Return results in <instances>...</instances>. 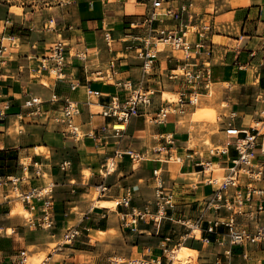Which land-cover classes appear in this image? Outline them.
<instances>
[{"label": "crops", "instance_id": "obj_1", "mask_svg": "<svg viewBox=\"0 0 264 264\" xmlns=\"http://www.w3.org/2000/svg\"><path fill=\"white\" fill-rule=\"evenodd\" d=\"M190 2L195 5L199 0ZM29 7L20 8L21 14L9 6L0 8V222L12 229L11 234H0V264L17 262L20 252L30 254L32 247V254L46 250L51 239L69 228L77 229L79 238L50 252L49 264H173L167 254L181 228L172 225L170 230L171 209L164 214L162 234L174 230L173 243L156 235L157 224L152 221L124 228L122 216L133 209L156 213L153 174L163 170L164 163L163 180L178 216L188 215L191 205L198 209L212 192L200 166L207 161L199 158L198 146H188L200 140L202 133L193 129L204 124L187 122L180 113L203 118L205 108L199 113L195 106L162 98L165 92L179 99L184 94L187 102L193 92L184 83L166 80L182 64V52L177 57L174 53L179 51H163L155 75L144 72L138 53L140 39L149 33L147 0H59L39 10ZM191 10L195 15L187 31L200 63L197 70H208L212 87L226 94L238 115L236 124L247 128L256 120L255 100L264 91V0H202ZM164 26L173 28L174 23ZM161 77L164 87L159 85ZM138 85L156 89L150 114L132 117L124 133H116L117 118L103 111L117 103L121 106ZM199 93L207 96L202 89ZM32 98L40 103L27 106ZM69 101L79 108L73 118L78 136L58 122ZM161 109L169 110L166 121H151ZM220 142L224 148L226 141ZM161 147L170 151L172 160H159ZM125 151L142 160L120 156ZM235 155L231 149L228 154L217 151L214 161L226 174ZM194 174H203V183L191 187L189 177ZM47 187L52 189L46 198L50 206L38 199L32 205L24 203L30 221H13L16 201L11 190L23 194ZM127 198H131L128 207L123 204ZM102 202L110 206L103 207ZM219 232L225 235L227 229L221 227ZM209 238L211 244H189L208 254L200 258L202 264H218L219 259L225 264L217 243L222 237ZM263 248L249 247L247 263L264 264ZM232 251L234 260L245 263L244 247Z\"/></svg>", "mask_w": 264, "mask_h": 264}, {"label": "built area", "instance_id": "obj_2", "mask_svg": "<svg viewBox=\"0 0 264 264\" xmlns=\"http://www.w3.org/2000/svg\"><path fill=\"white\" fill-rule=\"evenodd\" d=\"M148 8L145 16V23L148 25V35L140 39L139 59L142 61V68L146 74L155 75L153 72L161 64L160 45L170 43L173 50L182 52V64L175 70L167 74L168 83H184L192 88V93L187 102L183 101L184 94L178 102L196 106L199 102V89L205 91L207 96L211 95V83L208 70L201 69L198 59L195 57L194 44L189 40L188 22L194 19L195 12L191 10L195 6L190 0H147ZM165 22L174 23V27H165ZM108 43H112L108 39ZM195 68V69H194ZM208 73V74H206ZM164 79H159V85L164 87ZM155 90L144 88L142 85L135 86L129 91V95L121 106L117 103L111 108L104 110L103 115L114 116L116 121L113 129L116 133H124L129 120L132 117L142 114H150V109L154 105ZM89 94L99 95L97 92L89 91ZM38 98L27 101V106L39 104ZM255 118L252 125L247 128L239 127L236 124L238 115L234 112L230 114L229 120L224 124L222 131L226 134V144L219 151L220 154H228L229 150L235 151L236 155L230 161L227 173L220 182L214 178L212 171L211 177L205 184L211 186L212 192L204 198L195 209L189 207V214L183 212L177 215L173 195L167 194L162 172L154 170L155 192H156V213L149 210L137 212L135 209L129 214L122 216L124 228L135 227L140 220L152 221L157 224L156 235H160L165 242L173 243L174 230L172 225L181 228L180 238L176 240L173 247L168 251V258L176 254L184 244L196 241H204L211 244L209 235L216 234L222 238L218 244L223 249L222 255L225 257V264H248L251 260L249 247H264V91L255 100ZM79 113L78 105L74 102H67L58 119L59 123L66 124L71 134L78 136V130L73 125V118ZM169 110L161 109L151 121L162 124L166 121ZM119 125L125 128L118 127ZM158 152L163 155L159 160L170 161L172 156L166 147H161ZM119 154V153H117ZM120 155V154H119ZM120 156L129 157L132 160H142L140 155L133 151H125ZM204 176L207 169L211 166L210 162H201ZM110 169V168H109ZM205 178V177H204ZM105 190V189H103ZM52 193L51 187L37 189L34 188L27 193H23L19 198L23 203L32 205L35 199L42 200L45 207L50 206V201L46 198ZM131 198L123 201L128 207ZM33 208V206H31ZM167 209L173 212L167 217L171 223V229L167 234H162V220ZM193 212L194 215H191ZM225 227L227 233L220 234L219 229ZM165 229V228H164ZM79 238V231L69 228L64 234L63 240L57 248L70 244ZM216 243V244H217ZM241 246L245 248L241 254L243 262L234 260L232 247ZM168 249V247H166ZM264 250V248H263ZM167 253V252H166ZM220 255V254H219ZM221 255V256H222ZM49 258H45L39 264H49ZM18 264H30L26 251L20 252ZM13 264L17 262L12 261ZM117 263V262H116ZM220 264V259L217 261ZM130 264H156L151 261H133Z\"/></svg>", "mask_w": 264, "mask_h": 264}, {"label": "rangeland", "instance_id": "obj_3", "mask_svg": "<svg viewBox=\"0 0 264 264\" xmlns=\"http://www.w3.org/2000/svg\"><path fill=\"white\" fill-rule=\"evenodd\" d=\"M59 0H0V8L3 6H9L13 8L12 10L15 11L17 14H21V9L26 6H30L29 8L36 7L38 10L41 7H48L49 5L56 4ZM110 2H119L120 0H109ZM202 0H199V2H195V5L201 4ZM194 5V6H195ZM19 8V9H18ZM56 25L54 24L52 26L53 29H56ZM58 36L60 37V33L58 32ZM59 42L63 43L62 40L59 39ZM170 51L173 49L170 47ZM177 57H181L180 52L174 53ZM152 90H155V87H151ZM211 96H205L201 95L199 97V102L195 106L196 110L195 112L200 113L201 109L205 108V111L203 112V118H197L194 115L190 116V114H184L181 116L182 118L187 122H192V124L195 123H203V127L199 128V130H196V128L193 129V132L199 131V133H202V137L200 140L194 139L192 142L188 144L191 148H194L196 146L199 147V153L198 156L204 161L210 162L211 166L207 169L205 173L204 181H208L211 177L212 171L214 172V178L220 182L223 176L225 175V169H222L218 162L214 161V158H216L217 151H221L223 149V144L220 142L222 140H225L226 134L224 133L223 128L224 124L226 123V117H230V114L232 112V106L230 103L227 102L226 94H223L222 92L217 91L216 87H212L211 85ZM163 99L167 98L170 102L172 101H178L179 95H174L172 93L165 92L162 94ZM165 166L167 163H164ZM163 166V170L161 172L166 173V167ZM179 166V165H177ZM189 178L192 182L188 184L189 186H193L196 184L203 183V174L200 176L198 175H191ZM194 179V181H191ZM209 190V189H208ZM19 192H14V190H11V196L13 197L14 201H16V204L12 207V212L15 214L13 216V221L15 219L20 220L19 223L29 222L30 221V214L26 211L23 201L21 200ZM98 195V193H96ZM115 209V208H113ZM15 223V222H14ZM12 229L5 226V222H0V234H11ZM181 232V231H180ZM65 234V232H64ZM64 234L59 238L51 239L48 248L43 251H39L37 254H32L31 251L33 250V247L30 248L28 256L30 264H39L43 259L47 258L48 254L54 250H56L59 243L62 242ZM187 247L189 249H192L194 246L186 243L182 247ZM197 251V252H196ZM195 253L190 254L189 260L185 264H202L201 259L202 257L207 256L208 254L199 253L198 250L195 249ZM203 260V259H202ZM180 264V263H176Z\"/></svg>", "mask_w": 264, "mask_h": 264}, {"label": "bare ground", "instance_id": "obj_4", "mask_svg": "<svg viewBox=\"0 0 264 264\" xmlns=\"http://www.w3.org/2000/svg\"><path fill=\"white\" fill-rule=\"evenodd\" d=\"M169 48H170V43H165V44L160 45L161 52H163V51H165V50H167ZM118 127L125 128L122 125H119ZM101 206L109 207L110 205L105 203V202H102ZM27 212L30 214L29 211H27ZM30 217H31V214H30ZM192 253H195L194 250L189 249V248H187L185 246L181 247L178 251H176V254H174L172 256L173 257L172 258L173 264H176V263L185 264V263H187V261L189 260L190 254H192Z\"/></svg>", "mask_w": 264, "mask_h": 264}]
</instances>
